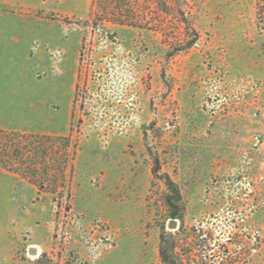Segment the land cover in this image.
Instances as JSON below:
<instances>
[{
  "label": "rangeland",
  "instance_id": "374dc122",
  "mask_svg": "<svg viewBox=\"0 0 264 264\" xmlns=\"http://www.w3.org/2000/svg\"><path fill=\"white\" fill-rule=\"evenodd\" d=\"M90 5L0 0V127L78 146L70 204L0 167V264H161L181 222L202 264H264V0H186L191 30Z\"/></svg>",
  "mask_w": 264,
  "mask_h": 264
},
{
  "label": "trees",
  "instance_id": "16d2710c",
  "mask_svg": "<svg viewBox=\"0 0 264 264\" xmlns=\"http://www.w3.org/2000/svg\"><path fill=\"white\" fill-rule=\"evenodd\" d=\"M185 2L186 0H91L90 8L91 13L99 17L100 21L132 25L140 29L152 28L155 23L142 16L158 11L176 17L175 23L179 27L191 30V21L184 19ZM138 14L139 23L136 18ZM196 40V35L181 39L178 50L191 46ZM77 148L69 135L20 132L0 127V167L19 174L39 191L56 195L60 203L65 197L70 204ZM163 211L177 215L180 207L169 205ZM202 234V229L190 228L184 222L176 230L168 231L164 227L159 238L161 264H202L196 259V254L208 247L199 239Z\"/></svg>",
  "mask_w": 264,
  "mask_h": 264
},
{
  "label": "water",
  "instance_id": "95a60500",
  "mask_svg": "<svg viewBox=\"0 0 264 264\" xmlns=\"http://www.w3.org/2000/svg\"><path fill=\"white\" fill-rule=\"evenodd\" d=\"M169 226H170L171 228H176V227H177V220H175V219H171L170 222H169ZM31 252H32V253H36V252H37V249H36V248H32V249H31Z\"/></svg>",
  "mask_w": 264,
  "mask_h": 264
},
{
  "label": "bare ground",
  "instance_id": "6f19581e",
  "mask_svg": "<svg viewBox=\"0 0 264 264\" xmlns=\"http://www.w3.org/2000/svg\"><path fill=\"white\" fill-rule=\"evenodd\" d=\"M37 253V252H36Z\"/></svg>",
  "mask_w": 264,
  "mask_h": 264
}]
</instances>
